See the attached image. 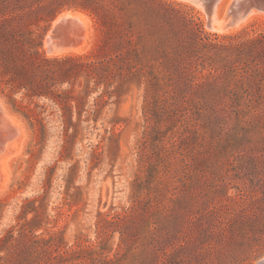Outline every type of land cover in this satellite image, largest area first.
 <instances>
[{
	"label": "rangeland",
	"instance_id": "374dc122",
	"mask_svg": "<svg viewBox=\"0 0 264 264\" xmlns=\"http://www.w3.org/2000/svg\"><path fill=\"white\" fill-rule=\"evenodd\" d=\"M0 105V264L264 258V0H0Z\"/></svg>",
	"mask_w": 264,
	"mask_h": 264
},
{
	"label": "trees",
	"instance_id": "16d2710c",
	"mask_svg": "<svg viewBox=\"0 0 264 264\" xmlns=\"http://www.w3.org/2000/svg\"><path fill=\"white\" fill-rule=\"evenodd\" d=\"M36 54L38 55V57H36L35 60H32L30 66L27 65L25 67V70L27 71V69H31L33 71H43L45 75L41 79V81L35 82L32 85H28L27 83L17 81L15 75H11V73H9L8 71H2L3 78H1V80H3L5 87L9 88L13 92L25 89L31 96H46L52 98L55 103H60L62 105V108L70 107V102L75 99L70 95H67L66 99H64V95H62V93H57L52 89L53 86L63 84L64 82V80L59 79V76L61 74L57 73L55 75V72L77 74L81 70H84L89 75H92L98 61L83 60V58L80 56H66L61 58L46 57L44 54L39 52V49L35 51V55ZM8 74H10V76L5 79V75ZM22 78L28 79L26 73L22 75ZM77 105L79 106L78 103Z\"/></svg>",
	"mask_w": 264,
	"mask_h": 264
},
{
	"label": "bare ground",
	"instance_id": "6f19581e",
	"mask_svg": "<svg viewBox=\"0 0 264 264\" xmlns=\"http://www.w3.org/2000/svg\"><path fill=\"white\" fill-rule=\"evenodd\" d=\"M206 1V0H205ZM247 2V1H246ZM221 3V2H220ZM223 3V2H222ZM207 4H208V2H207ZM219 4V3H218ZM204 5V4H203ZM214 5H215V1H214V3L213 4H211L210 5V7H211V10H213V7H214ZM205 7V6H204ZM235 7H236V5H235ZM221 8V7H220ZM209 9V8H208ZM74 11V10H73ZM72 10L71 11H68V12H65V13H62L61 15H59V17L56 19V21H55V25L57 26V25H59V24H65V28H74V29H80L81 28V23L80 22H84L85 21V17L82 15V13H75V12H73ZM218 11V10H217ZM248 12V11H247ZM234 14V13H233ZM257 15H258V13H257ZM87 20V19H86ZM213 25V24H212ZM56 26H55V28H56ZM59 26H63V25H59ZM235 28V27H234ZM231 29V28H230ZM58 30V29H57ZM69 30V29H68ZM56 31V30H55ZM67 31V30H66ZM81 31H82V29H81ZM80 31V32H81ZM68 32V31H67ZM83 33V32H82ZM81 33V34H82ZM66 34V33H65ZM67 34H70V33H67ZM77 34H79V32L77 33ZM85 34V33H84ZM57 35V34H56ZM55 35V36H56ZM58 36V35H57ZM65 36V35H64ZM57 38V37H56ZM61 38V37H60ZM85 39V38H84ZM63 41V40H62ZM75 41H77V40H75ZM58 42V41H57ZM65 43V42H64ZM56 48V47H55ZM78 50V49H77ZM51 53V52H50ZM2 104V103H1ZM1 106V105H0ZM3 113H5L4 111H2ZM7 112V111H6ZM2 113V114H3ZM6 119L4 118V120L3 121H5ZM16 120V119H15ZM2 121V122H3ZM11 122V121H10ZM12 123V122H11ZM20 124V123H19ZM12 125L14 126V129H13V133H11L10 135H9V137H15L18 133H19V131L21 130H19V127H18V125L17 124H13L12 123ZM11 125V126H12ZM20 126V125H19ZM5 128V127H4ZM3 128V129H4ZM23 128V127H22ZM8 131V130H7ZM1 132V131H0ZM1 136V135H0ZM6 141V140H5ZM1 142V141H0ZM9 142V141H8ZM5 143V142H4ZM14 143V141L11 143V144H13ZM1 144V143H0ZM2 148V147H1ZM9 149V148H8ZM7 149V150H8ZM1 152H3V151H1Z\"/></svg>",
	"mask_w": 264,
	"mask_h": 264
},
{
	"label": "water",
	"instance_id": "95a60500",
	"mask_svg": "<svg viewBox=\"0 0 264 264\" xmlns=\"http://www.w3.org/2000/svg\"><path fill=\"white\" fill-rule=\"evenodd\" d=\"M256 264H264V258H261Z\"/></svg>",
	"mask_w": 264,
	"mask_h": 264
}]
</instances>
